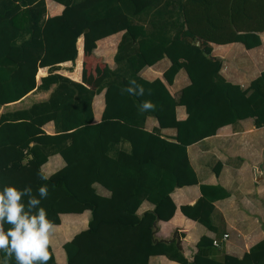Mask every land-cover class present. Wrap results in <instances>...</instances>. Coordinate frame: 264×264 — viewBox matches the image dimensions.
I'll return each mask as SVG.
<instances>
[{
    "label": "trees",
    "instance_id": "trees-1",
    "mask_svg": "<svg viewBox=\"0 0 264 264\" xmlns=\"http://www.w3.org/2000/svg\"><path fill=\"white\" fill-rule=\"evenodd\" d=\"M53 1L62 8L47 15L44 0H0V105L53 84L46 98L0 111V189L30 185L36 194L46 184L49 194L41 206L52 223L61 213L89 210L86 226L61 244L65 261H55L49 245L48 264H142L159 253L186 264H264V235L239 257H216L212 239L202 234L189 261L173 242L152 239L155 217L173 214V188L197 182L186 146L245 117L264 125V68L241 86L220 73L222 58L211 53V43L259 45L264 0ZM117 31L110 68L93 48L97 39ZM80 35L81 69L78 57L75 71L65 72L79 79L81 71L78 82L53 70L58 62L73 61ZM162 57L169 60L162 78L140 74ZM39 66H47V73L36 83ZM180 68L188 82L173 96L166 83ZM43 73L41 68L38 75ZM130 80L145 88L144 96L122 93ZM100 90L103 108L93 122L91 100ZM144 100L155 110L138 111ZM176 105L184 107L183 118L175 116ZM147 116L157 123L150 130L144 127ZM48 120L53 133L41 127ZM163 127H173L174 135H162ZM121 141L128 148L114 149ZM52 152L63 164L45 175L40 165ZM219 165L213 164L215 173ZM94 183L108 194L98 193ZM198 186L196 200L179 210L214 229L213 201L228 190L217 183ZM143 200L152 207L138 213ZM3 257L0 252L1 264Z\"/></svg>",
    "mask_w": 264,
    "mask_h": 264
},
{
    "label": "crops",
    "instance_id": "crops-1",
    "mask_svg": "<svg viewBox=\"0 0 264 264\" xmlns=\"http://www.w3.org/2000/svg\"><path fill=\"white\" fill-rule=\"evenodd\" d=\"M49 1L53 3L51 8H48ZM44 3L47 15L59 13L62 8V4L53 0H44ZM120 34L121 31H117L97 39L96 46L93 48L94 53L100 55L110 68L114 66L113 54ZM258 34L260 37L259 45L245 48L239 42L243 47L242 49L253 51L258 46H264V28ZM79 40H81V47H78ZM235 43V41L211 43V53L220 56L223 63H227L229 60L232 61V58L225 59V55L229 50L230 55H233L231 54L233 49H240ZM82 45L83 41L80 35L76 40V54L73 61L64 60L58 62V67L53 72L80 82L81 71L79 79L71 78L65 72L75 71L78 57L81 69ZM259 49L264 55L263 50L261 48ZM168 64L169 60L166 57H162L151 65L144 66L140 70V74L147 79L154 77L162 78V71ZM37 68L36 83L39 82V77L47 73V66H39ZM41 68H44V73L38 75ZM258 72L246 80L225 75L224 77L232 82L239 83L241 86H245ZM187 82L188 78L186 73L180 68L174 74L172 81L166 83V86L169 92L175 96L179 88ZM52 87L53 84L47 89L33 88L19 99L0 105V111L23 108L33 101L42 100L48 96ZM91 108L92 121L96 122L100 119L103 108V90L93 95ZM175 116L177 118H183L185 116L182 105L175 106ZM156 125V120L152 116L145 118L144 127L146 129L150 130ZM41 127L46 133L54 132V126L51 120L44 122ZM160 132L167 138H171L175 133V129L173 127H163L160 128ZM115 148L127 149L128 143L121 141L116 144ZM186 152L188 161L195 172L197 182L173 188L170 192V197L175 205L173 214L166 220H156V229L153 230V236L156 238H167L173 229H176L179 235L178 249L188 261L196 250V240L202 234L217 240L218 244L214 245L216 249L214 254L216 257L223 253L239 257L264 235V125L254 126L251 117L239 119L236 122L222 125L216 129L215 133L188 144L186 146ZM215 162H219L220 164L217 173L212 169ZM62 164L63 159L59 153L52 152L41 163L40 168L45 175H48ZM199 183H217L228 190L227 196L213 201L214 207L211 213V221L214 229L205 227L203 224L185 216L179 210L180 204H191L199 196ZM94 186L98 193L103 195L108 194V190L100 184L94 183ZM151 207L152 204L149 201L143 200L137 208V212L140 213ZM63 216L67 217L63 219ZM88 217L89 210L84 209L78 213H61L59 222L53 223L55 229L50 237V248L55 261L59 263L65 261V254L61 244L69 239L76 231L84 228ZM68 218L71 221L67 222L66 220ZM223 234L226 235L224 236ZM142 264L186 263L179 262L169 258L165 254L159 253L149 255L147 262Z\"/></svg>",
    "mask_w": 264,
    "mask_h": 264
},
{
    "label": "clouds",
    "instance_id": "clouds-1",
    "mask_svg": "<svg viewBox=\"0 0 264 264\" xmlns=\"http://www.w3.org/2000/svg\"><path fill=\"white\" fill-rule=\"evenodd\" d=\"M142 97L145 88L135 80H130L122 93ZM155 104L141 101L138 111H154ZM47 180L49 177L41 176ZM46 184H42L33 194L32 187L18 189L5 185L0 189V252L4 253L2 264H48L51 259L48 251L50 237L55 225L48 219L41 200L48 197ZM5 225L9 227L5 229Z\"/></svg>",
    "mask_w": 264,
    "mask_h": 264
},
{
    "label": "rangeland",
    "instance_id": "rangeland-1",
    "mask_svg": "<svg viewBox=\"0 0 264 264\" xmlns=\"http://www.w3.org/2000/svg\"><path fill=\"white\" fill-rule=\"evenodd\" d=\"M235 44L240 49H233V52L231 53L233 55H230L229 50V52L225 55V59L232 58V61L229 60L227 63H223L222 60L220 73L223 76L225 75L232 78L246 80L256 72H258L262 67H264V55L260 52L259 49L261 48L264 52V46H258V48L253 51H246L242 49L243 47L239 42H236ZM215 47L217 48V46ZM261 59H263V61H261ZM65 217L67 216H63L62 218L65 219ZM66 221L69 222L71 221V219L68 218Z\"/></svg>",
    "mask_w": 264,
    "mask_h": 264
},
{
    "label": "water",
    "instance_id": "water-1",
    "mask_svg": "<svg viewBox=\"0 0 264 264\" xmlns=\"http://www.w3.org/2000/svg\"><path fill=\"white\" fill-rule=\"evenodd\" d=\"M197 43H199V41ZM155 220H157V217H155ZM155 229H156V226H155V222H154L153 230H155ZM153 230H152V232H153ZM152 239H153V241H163V242H171V241H173L175 246L177 248H179V235H178L176 229H173V231L171 232L170 236L167 237V238H156V237L153 236Z\"/></svg>",
    "mask_w": 264,
    "mask_h": 264
},
{
    "label": "built area",
    "instance_id": "built-area-1",
    "mask_svg": "<svg viewBox=\"0 0 264 264\" xmlns=\"http://www.w3.org/2000/svg\"><path fill=\"white\" fill-rule=\"evenodd\" d=\"M223 235L225 236L226 234H223ZM212 244L217 245L218 244L217 240L213 238L212 239Z\"/></svg>",
    "mask_w": 264,
    "mask_h": 264
}]
</instances>
